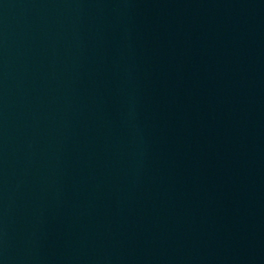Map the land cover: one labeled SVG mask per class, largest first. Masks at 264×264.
<instances>
[{"label": "water", "instance_id": "1", "mask_svg": "<svg viewBox=\"0 0 264 264\" xmlns=\"http://www.w3.org/2000/svg\"><path fill=\"white\" fill-rule=\"evenodd\" d=\"M0 264H264V0H0Z\"/></svg>", "mask_w": 264, "mask_h": 264}]
</instances>
